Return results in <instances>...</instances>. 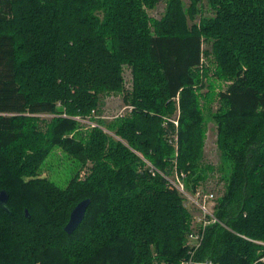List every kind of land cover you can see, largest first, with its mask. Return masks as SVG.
<instances>
[{"label": "trees", "instance_id": "obj_1", "mask_svg": "<svg viewBox=\"0 0 264 264\" xmlns=\"http://www.w3.org/2000/svg\"><path fill=\"white\" fill-rule=\"evenodd\" d=\"M160 1L0 0V264H264V0H165L150 17ZM112 93L134 108L100 121ZM215 98L231 172L222 224L190 255L191 210L163 175L182 172L189 191L212 175L200 155ZM56 151L69 162L63 186L42 175Z\"/></svg>", "mask_w": 264, "mask_h": 264}, {"label": "rangeland", "instance_id": "obj_2", "mask_svg": "<svg viewBox=\"0 0 264 264\" xmlns=\"http://www.w3.org/2000/svg\"><path fill=\"white\" fill-rule=\"evenodd\" d=\"M184 7L189 5V0H182ZM206 7H203V9ZM165 10V0H161L158 5L153 9L148 11L150 17L159 19ZM204 15H209L208 11L203 12ZM199 14L196 16V20H198ZM203 48H207L206 45H203ZM208 60H204L206 65L210 64ZM123 76H124V87L125 89L131 88V73L128 67H124L123 69ZM221 84V83H220ZM226 84H222L221 89H217L216 91L223 90ZM206 91V90H204ZM122 94L112 93L110 95H102L100 97L99 109L95 113V116L100 121H111L117 113H119L123 107L124 103L122 100ZM217 98L211 104L209 109H206L204 112L205 121H204V128L206 130V140L205 146L201 152V163L202 165H211L214 167V171L211 173L212 175L208 177L204 183L200 184L197 187H201L206 192H211L214 194V201L213 204L216 206L218 200L223 196L225 191V179L230 175L231 172V165L227 163L228 166H225V161H222V157L218 149L216 148L215 140H216V124L213 119L214 112L218 107ZM176 106H177V113L174 114V118H170L178 126V118H179V97L176 98ZM42 118L49 119L51 116L49 115H42ZM80 123L84 124V122L79 121ZM96 124V122H93ZM91 127V126H88ZM108 135H113V133L106 131ZM177 143V142H176ZM68 160L62 157L58 151H56V155H52V158L48 160L47 166L44 167L42 175L47 176L48 178L55 179V181L63 186L65 183V176L67 174L66 166L68 165ZM224 165V166H223ZM220 168H223L221 171ZM83 173V172H82ZM173 177V176H171ZM174 180V179H173ZM187 191H189L187 189ZM191 192V191H189ZM183 197V196H182ZM215 209V208H214ZM194 214H198L197 210L194 209Z\"/></svg>", "mask_w": 264, "mask_h": 264}, {"label": "built area", "instance_id": "obj_3", "mask_svg": "<svg viewBox=\"0 0 264 264\" xmlns=\"http://www.w3.org/2000/svg\"><path fill=\"white\" fill-rule=\"evenodd\" d=\"M132 105H124L123 109L117 113L114 118L121 117L128 112L133 110ZM65 116V115H64ZM77 120L84 122V124L94 127L97 124L93 123L89 120H84L80 118H76ZM174 125L176 124L174 121L169 119ZM177 127V126H176ZM171 144L176 148L177 146V136L176 134L171 137ZM149 166L150 164L147 163ZM153 169L152 167H150ZM162 174V173H161ZM163 175V174H162ZM163 177L168 181V184L174 187L184 198V203L186 207L191 210V221L189 231L186 234L185 246L189 247L190 255L193 254L194 250L199 246L203 230L209 224L219 223L222 224L214 215V204L213 201L215 199L214 194L211 192H206L201 187H197L194 191H187L184 186L182 179L184 178V174L182 172H178L171 176ZM174 179V180H173ZM194 209H196L198 214H194ZM182 264H194L193 260L190 258L187 261H183ZM201 264H213L212 262H203Z\"/></svg>", "mask_w": 264, "mask_h": 264}, {"label": "water", "instance_id": "obj_4", "mask_svg": "<svg viewBox=\"0 0 264 264\" xmlns=\"http://www.w3.org/2000/svg\"><path fill=\"white\" fill-rule=\"evenodd\" d=\"M8 201V194L4 190H0V208L8 212V208L6 206ZM90 204V199H84L78 202L75 207L71 210L69 219L64 226V231L67 234H71L74 230L79 226L85 216L86 209ZM25 214L28 216V211L25 209Z\"/></svg>", "mask_w": 264, "mask_h": 264}]
</instances>
